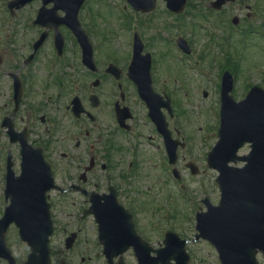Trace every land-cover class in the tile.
<instances>
[{
    "label": "flooded vegetation",
    "instance_id": "obj_1",
    "mask_svg": "<svg viewBox=\"0 0 264 264\" xmlns=\"http://www.w3.org/2000/svg\"><path fill=\"white\" fill-rule=\"evenodd\" d=\"M13 1L16 0H0L1 193L3 194L5 188L8 159L11 161L13 175H20L21 141L25 140L32 147L41 149L46 161L51 163L54 174L63 177L62 183L67 185L63 193L77 195L80 199L78 203L64 207L71 211L62 218L63 222L53 218L55 227H62L59 241L62 244V257L58 259L57 254L51 252L57 258L54 259L57 260L56 264H66L64 256L70 255V252L72 255L79 242L88 244L92 250L90 253L95 250V256L105 260L99 244L95 217L88 215V192L110 195V191H114L119 206H106V218L120 223L129 222L125 212L129 213L137 235L150 244L151 241L148 240L151 237L148 235L157 234V229L149 228L147 232L145 221H141L142 206L128 203L132 200L131 193L125 187L131 175H135L133 169L141 153L139 138L143 136L141 127L144 123L139 118V112H136L139 104L143 107L140 108L143 118L148 120L147 110L139 100L136 87L127 74L132 41L128 40L124 56H118L117 52L112 51L109 58L101 60V53L93 52L95 72L82 69L80 44L66 26L59 24L57 28L55 24V27L48 28L44 25V19L41 23H35L43 7L41 0L24 3L19 1L9 8ZM50 6L47 4L44 7L48 9ZM126 9V17L134 14L137 28L133 31L140 35L144 51L155 55L159 38L144 35L143 32H147L144 27L147 25L140 21L139 16L165 18L167 22L164 30L170 31L177 24L179 15L171 12L163 0H158L154 11L146 15L134 12L128 7ZM57 15L61 20L64 12L58 11ZM88 16L85 23L80 19L86 31L93 18L90 14ZM152 21L149 19V22ZM126 24L129 31V18ZM114 55L117 61L114 60ZM110 65L120 69L118 80L107 72ZM235 93L236 88H233V94ZM161 94L169 95L164 90ZM78 98L81 104L75 106V99ZM172 112L168 116L169 128L172 137L177 138L180 135L171 125L176 113L173 109ZM149 123L151 124L150 121ZM5 124L6 129L2 127ZM9 127L13 130L14 143L10 142L7 134ZM150 131L146 139L148 142L158 141L157 157L162 159V137L153 125ZM114 157L118 161L126 158V170L117 173ZM86 159L87 164L83 162ZM130 170L133 172H127ZM73 186L79 189H72ZM5 206L3 202V208ZM51 208L53 209V205ZM12 228L13 226L9 227L6 239ZM113 252L116 256L112 260L118 261V250L113 249ZM128 255H133V252L127 250L121 256L124 259ZM84 261L85 258L81 256L80 262ZM3 263L6 264L5 261Z\"/></svg>",
    "mask_w": 264,
    "mask_h": 264
},
{
    "label": "rangeland",
    "instance_id": "obj_2",
    "mask_svg": "<svg viewBox=\"0 0 264 264\" xmlns=\"http://www.w3.org/2000/svg\"><path fill=\"white\" fill-rule=\"evenodd\" d=\"M211 1L213 0H188L184 14L170 31L164 30L167 22L165 18L139 16L140 21L147 25V37L151 35L157 39L160 34H165L159 40L157 53L152 56V80L156 90H161L162 87L174 100L172 105L176 118L171 125L186 143L185 150L178 152L175 165L181 176L177 183L172 176H168L167 170L161 169L160 159L157 157L158 141L148 142L146 139L151 133V124L143 118V112L140 111L142 105L138 103L140 107H136V112H139V118L144 123L141 127L143 136L139 138L141 153L133 169L135 175H131L125 187L134 201L128 203L142 206L141 221H145L147 232L149 228L157 229V234L148 235L151 237L148 241L156 247L162 246L164 230L175 232L181 239H193L195 211L200 208L204 210L201 200L207 197L212 205L218 203L219 191L215 184L217 173L207 168L206 155L217 141L219 93L214 84L220 86L222 67L225 64L232 65L234 89L236 88V93L232 94L235 100L243 99L253 86H260L264 90V0L228 3L219 12L210 8ZM124 8L122 0H90L80 12L83 23L89 18L88 14L94 16L95 13L97 28L91 18L89 34L96 52L101 53V60L109 58L112 51L117 52L118 56H124L126 52L128 31L121 20ZM232 18L239 23L240 29L235 33L227 28L233 27L230 22ZM220 20L227 21V24ZM132 23H135L134 17ZM177 36L189 40L192 48L190 57L180 55L175 44L167 42ZM113 58L117 61L115 55ZM226 69L230 71L229 68ZM204 91L208 93L206 98L203 97ZM248 151V146H245L239 154H247ZM125 159L118 161L114 157L117 173L126 170ZM188 162L198 167L197 175L192 176L185 168ZM50 198L53 218L61 222L65 214L71 211L64 207L80 200L73 195L59 196L55 193ZM2 211L0 190V214ZM56 227L57 233L51 241V249L59 259L62 257V244L59 243L62 227ZM7 244L18 264H22L28 249L18 242L13 230L7 236ZM186 249L190 256L188 264H219L215 250L202 240L187 245ZM91 251L88 244L79 242L73 249V254L70 252L63 259L66 264H103V260L95 256V250L90 253ZM81 256L85 258L83 263L80 262ZM54 259L57 258L52 257L53 264L57 263ZM257 262L264 264V256L258 254ZM124 263L137 264L132 255L125 256Z\"/></svg>",
    "mask_w": 264,
    "mask_h": 264
},
{
    "label": "water",
    "instance_id": "obj_3",
    "mask_svg": "<svg viewBox=\"0 0 264 264\" xmlns=\"http://www.w3.org/2000/svg\"><path fill=\"white\" fill-rule=\"evenodd\" d=\"M69 1L65 9L75 26L77 10L83 0ZM153 1L130 0L136 10L142 11H147ZM227 1L235 0H216L213 7L218 9ZM182 5L183 0H178L174 10L180 11ZM134 49L138 57L130 67L131 74L137 71L139 81H135L149 106V115L158 124L160 114L150 86V58L149 55L139 56V42ZM140 58L142 60L137 63ZM229 86L231 81L225 83L223 80L219 140L207 159L209 167L219 173L216 183L221 199L216 208L210 207L205 200L208 211L196 216L199 232L196 239L209 241L218 252L221 264H257V252L264 254V91L253 88L244 101L236 104L227 95ZM244 143L251 144V152L247 157L237 158L236 151ZM28 152H23L22 177L14 179L11 172L7 177L6 197L11 204L0 220V257L13 264L3 233L8 224L15 222L22 240L31 247L25 264H49L48 237L52 233V223L45 194L54 188L53 179L41 154ZM237 161H245L246 165L242 169L228 166L229 162ZM163 243L165 247L158 251L156 258L149 257V250H138V263L170 264L174 260L176 264H187L184 241L168 233Z\"/></svg>",
    "mask_w": 264,
    "mask_h": 264
}]
</instances>
